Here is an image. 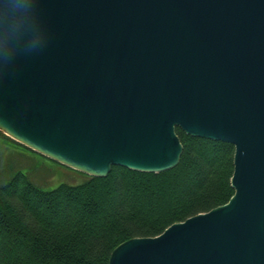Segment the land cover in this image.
Returning <instances> with one entry per match:
<instances>
[{
	"label": "water",
	"instance_id": "95a60500",
	"mask_svg": "<svg viewBox=\"0 0 264 264\" xmlns=\"http://www.w3.org/2000/svg\"><path fill=\"white\" fill-rule=\"evenodd\" d=\"M235 147L230 200L109 264H264V0H0V132L89 176Z\"/></svg>",
	"mask_w": 264,
	"mask_h": 264
},
{
	"label": "trees",
	"instance_id": "16d2710c",
	"mask_svg": "<svg viewBox=\"0 0 264 264\" xmlns=\"http://www.w3.org/2000/svg\"><path fill=\"white\" fill-rule=\"evenodd\" d=\"M177 133L183 152L173 169L113 166L106 177L77 171L83 182L45 190L2 146L35 152L0 132V264H109L120 243L227 203L234 145Z\"/></svg>",
	"mask_w": 264,
	"mask_h": 264
},
{
	"label": "rangeland",
	"instance_id": "374dc122",
	"mask_svg": "<svg viewBox=\"0 0 264 264\" xmlns=\"http://www.w3.org/2000/svg\"><path fill=\"white\" fill-rule=\"evenodd\" d=\"M2 150L15 160L16 165H22L32 182L45 190L56 188L62 183L75 185L83 182V177L77 170H72L36 152L35 155L30 154L27 150L18 149L13 145H4Z\"/></svg>",
	"mask_w": 264,
	"mask_h": 264
}]
</instances>
